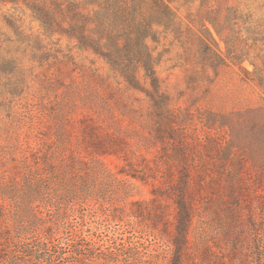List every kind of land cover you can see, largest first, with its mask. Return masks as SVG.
<instances>
[{"label":"rangeland","instance_id":"1","mask_svg":"<svg viewBox=\"0 0 264 264\" xmlns=\"http://www.w3.org/2000/svg\"><path fill=\"white\" fill-rule=\"evenodd\" d=\"M252 1H229L245 13L235 19V34L225 27L246 53L241 64L229 60L215 70L197 59L198 39L208 38L197 19L200 2L177 9L179 32L161 28L160 40L150 42L174 114V134L164 139L156 128L166 131L165 121L149 96L66 36L47 38L36 57L24 56L21 70L0 76V264H99L108 257L113 264H171L176 204L153 192L166 165L171 183L184 172L193 174L192 145L198 143L201 152L199 141L208 148L213 135L222 146L233 144L231 153L246 159L253 172L263 157L255 159L252 144L253 126L264 125V89L245 69L252 75L253 60L264 59V36L250 29L264 16V0ZM139 76L149 84L143 71ZM253 108L260 111L249 116ZM101 138L116 151H96L90 141ZM209 155L221 159L220 153ZM232 163L225 172L238 171ZM148 210L163 211L156 227ZM230 218L195 219L183 264H264V231L258 234L260 249H254V234L238 242Z\"/></svg>","mask_w":264,"mask_h":264},{"label":"trees","instance_id":"2","mask_svg":"<svg viewBox=\"0 0 264 264\" xmlns=\"http://www.w3.org/2000/svg\"><path fill=\"white\" fill-rule=\"evenodd\" d=\"M229 1L232 0H0L3 16L0 25V76L21 70L24 56L34 54L36 57L37 48H43L42 44L47 38L56 34L66 36L75 41L80 49L92 50L101 56L129 86L149 96L154 113L165 121L166 131L156 128L158 137L164 139L166 133L171 136L174 134V114L169 104L171 97L163 90L157 74V61L150 42H158L162 30L179 32L182 20L177 9L200 2L197 19L204 26L208 38L198 39L197 59L204 66H212L215 70L229 65V60L241 64L246 53L236 47L235 35H225V27L234 31L235 19L245 13L240 9V4ZM256 2L262 4V0L252 1L254 5ZM9 3L14 5V10L3 8ZM248 14L251 16L254 12L249 11ZM192 19L195 22V18ZM206 20L212 23L225 42V49L207 26ZM29 21L38 23L40 28L34 30L27 23ZM250 29L263 37L264 16L255 19ZM27 47L33 48V52L27 53ZM253 64L255 69L252 75L249 70L245 69V72L264 89V59L262 62L253 60ZM140 71L149 80L148 85L142 83ZM259 111L253 108L246 113L250 116ZM253 131L255 139L252 155L255 159L263 155L254 172L249 169L250 165L247 167L246 159L240 156L235 158V154L231 153L233 144L222 146L215 135L211 136L208 148L202 143L204 141H199V145L203 146L201 152L198 143L192 145L191 150L197 156V169L193 174L184 172L178 182L171 183L172 168L166 165L164 180L154 187L153 192L155 196L171 197L176 204L174 227L170 231L174 247L171 264H183L195 219L201 218L205 222L208 215L217 218L222 214L230 215V222L235 224V232L238 233L235 236L237 241L245 233L254 234V249H260L258 234L264 231V125L253 126ZM102 139L90 141L96 151L102 154L116 151L112 142ZM210 152L215 155L220 153L221 159L217 161L209 155ZM227 161L230 166L235 161L238 171L225 172ZM121 173L129 175L131 172L124 169ZM134 177L141 178L138 175ZM162 212L148 210L154 227L164 219ZM163 225L167 231L168 225L165 222ZM113 259L108 257L99 264H113Z\"/></svg>","mask_w":264,"mask_h":264}]
</instances>
